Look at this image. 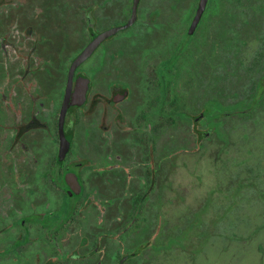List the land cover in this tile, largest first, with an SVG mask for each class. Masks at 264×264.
Here are the masks:
<instances>
[{
  "label": "flooded vegetation",
  "instance_id": "af4514ba",
  "mask_svg": "<svg viewBox=\"0 0 264 264\" xmlns=\"http://www.w3.org/2000/svg\"><path fill=\"white\" fill-rule=\"evenodd\" d=\"M199 1L0 0V264H195L231 241L244 187L215 166L178 225V144L263 127L264 0H206L193 24Z\"/></svg>",
  "mask_w": 264,
  "mask_h": 264
},
{
  "label": "rangeland",
  "instance_id": "374dc122",
  "mask_svg": "<svg viewBox=\"0 0 264 264\" xmlns=\"http://www.w3.org/2000/svg\"><path fill=\"white\" fill-rule=\"evenodd\" d=\"M261 118L263 127L255 128L251 123L243 122L241 125H245V128L231 127L227 144L223 147L216 140H211L195 154L187 152L194 148L189 140L183 139V145L178 144V149L183 147L186 150L178 155L179 169L183 172L182 182L178 177V184L182 183L181 204L178 201V225L200 209L201 200L207 191L199 195V188H203L200 192L210 188L207 176L212 178V166H215L212 180L221 184L220 188L227 181L232 190H238L241 185L244 187L241 194L236 191L237 201L232 204L230 215L227 216L231 241L226 240L224 243L222 236H216L201 252L204 256H196L195 264H264V228L259 227L264 221V206L259 204L260 200L254 191L256 182L264 188V173H261L264 170V116ZM185 135L183 133L184 138H187ZM199 176L202 180L200 179V187L196 189L195 184L200 182L196 178ZM221 201L222 198L216 196L204 222L220 217ZM223 230L218 228L215 231L221 235ZM190 260L189 256H178V264H190Z\"/></svg>",
  "mask_w": 264,
  "mask_h": 264
},
{
  "label": "water",
  "instance_id": "95a60500",
  "mask_svg": "<svg viewBox=\"0 0 264 264\" xmlns=\"http://www.w3.org/2000/svg\"><path fill=\"white\" fill-rule=\"evenodd\" d=\"M205 4H206V0H200V1H199L198 10H197V15H196V17H195V19H194L193 24L196 22L198 15L203 11V8H204ZM193 24H192V27H193ZM92 47H93V46H92ZM91 49H92V48H90V50H91ZM88 51H89V50H88Z\"/></svg>",
  "mask_w": 264,
  "mask_h": 264
}]
</instances>
